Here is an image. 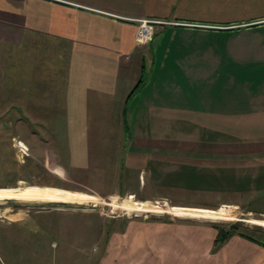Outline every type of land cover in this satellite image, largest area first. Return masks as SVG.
<instances>
[{"label":"rangeland","instance_id":"1","mask_svg":"<svg viewBox=\"0 0 264 264\" xmlns=\"http://www.w3.org/2000/svg\"><path fill=\"white\" fill-rule=\"evenodd\" d=\"M120 1L128 4L137 0ZM146 21L159 23L152 24L150 45L163 22L141 19L138 28ZM162 35H156L154 45L161 41L158 40ZM171 40L165 46L166 49L171 44L165 74L162 79L158 78L160 74L150 78V65H147L142 91L147 93L150 86L180 87L184 93L173 94L167 111L168 119L174 120L167 126L140 127L149 135L146 139L149 142L145 143L132 142L123 127L125 140L113 139L109 144L122 149V157L117 152L115 159L122 162L121 170L134 156L130 150L136 149V165L146 170L142 172L138 168L142 187L139 188L138 175L124 171L120 174L122 179L111 173L105 181L108 188L104 190L88 189L91 184L82 179L83 174L81 179L67 176L54 151L45 152L50 146L46 139L57 128L48 126L47 121L61 116V83L54 81V73H63L65 56L54 44H47L37 36L18 46L0 42V189L15 192L26 188L57 189L60 197L69 196L67 193L91 197L82 203L24 202L16 199L14 193L2 197L0 264H102L117 261L118 256L124 260L129 254L119 255L120 240L115 243L116 254L112 252L116 235L127 230L129 223L156 218H187L218 225L240 223L246 232L257 230L254 236L264 242V226H260L264 225V196L256 198L254 192L253 199L246 195L232 199L231 195L232 190H244L246 186L230 177L236 175L233 171L238 157L250 151V144L244 140L253 127L240 123L215 125L218 117L211 115L216 105L223 113L234 111H225L236 105L233 98L243 110L247 96L237 95L232 85L254 88L261 84L263 65L253 63L248 69L237 64L238 67L230 69L222 63L214 70L212 61L201 62L198 58L221 56L222 47L202 46L195 39L193 42L183 38ZM151 56L154 58V53ZM163 61L164 58L160 59L157 67ZM206 87L219 89V93L207 95L210 103H205L199 94ZM226 89L229 90L220 94ZM50 144L53 146L54 142ZM124 180H128L127 185ZM234 200L240 203L239 210L231 205ZM139 204H143L141 210ZM174 207L220 212L222 219L178 217L169 212L172 208L171 212L175 213ZM12 223L18 224L12 226ZM144 253L143 249L136 251L140 264L151 262L150 255Z\"/></svg>","mask_w":264,"mask_h":264},{"label":"crops","instance_id":"2","mask_svg":"<svg viewBox=\"0 0 264 264\" xmlns=\"http://www.w3.org/2000/svg\"><path fill=\"white\" fill-rule=\"evenodd\" d=\"M141 19L163 22L156 34H163L159 43L154 45L155 35L147 47L135 44ZM33 36L54 44L65 56L63 73H54V81L61 83V116L47 121L48 126L57 128L46 139L50 146L45 152L54 151L67 176L81 179L83 174L82 179L91 184L88 189H107L105 181L111 173L122 179L120 174L124 171L138 175L141 188L139 169L146 170L136 165V149L130 150L134 156L122 171V162L115 160L119 154L122 157V149L109 141L125 140L123 127L127 125L132 142H149L148 133L140 127L169 125L174 120L168 119L167 112L173 94L184 93L180 87L167 85L147 87V93L142 91L147 65L150 78L160 74L158 78L162 79L170 59L171 44L165 49L166 43L170 38L171 42L183 38L187 42L195 39L202 46L222 47L221 56L198 58L201 62L212 61L214 70L222 63L230 69L237 64L249 69L254 63L263 65L264 71V0H137L128 4L120 0H0V42L18 46ZM162 58L164 61L157 67ZM261 77L262 83L254 88L232 85L237 95L247 96L243 110L233 98L236 105L225 111H234L223 113L216 105L211 114L218 117L215 125L240 123L253 127L244 140L250 144V151L238 157L232 170L236 175L230 177L246 186L244 190H232V199L245 195L252 198L254 192L256 198L264 196V74ZM218 90L206 87L199 94L205 103H210L207 95L219 93ZM125 182L127 185L128 180ZM230 203L239 210V202ZM171 209L169 212L178 216ZM128 227L129 231L114 238L112 252H117L118 239L122 244L117 246L119 255H129L124 260L118 256L117 261L112 257L115 261L102 264H140L136 259L140 249L150 255L148 264H264V242L233 235L214 248L217 232L207 222L156 218L129 223Z\"/></svg>","mask_w":264,"mask_h":264},{"label":"bare ground","instance_id":"3","mask_svg":"<svg viewBox=\"0 0 264 264\" xmlns=\"http://www.w3.org/2000/svg\"><path fill=\"white\" fill-rule=\"evenodd\" d=\"M19 191V190H18ZM10 193H14L13 195L16 199L24 201V202H41V201H67L70 203H82L88 199L87 195L85 194H75V193H67L69 196L60 197L58 194L61 193L57 189H39V188H32V189H24L21 192H15L11 189H0V199L4 196H10ZM91 199V197H89ZM138 204V203H137ZM139 210H141L143 204H139ZM147 211V210H146ZM175 213L178 216H190V217H206V218H221L220 212L202 210V209H185V208H175ZM173 213V212H172ZM224 219V218H223ZM264 224V223H262Z\"/></svg>","mask_w":264,"mask_h":264},{"label":"trees","instance_id":"4","mask_svg":"<svg viewBox=\"0 0 264 264\" xmlns=\"http://www.w3.org/2000/svg\"><path fill=\"white\" fill-rule=\"evenodd\" d=\"M125 132L129 133V127L127 125L124 126ZM212 227L216 230L217 235L215 237V240L213 242L214 248L219 247L221 244H223L228 238H230L233 235H240L245 238H249L250 240L257 241L259 243H262L260 240H258L254 236V232L257 231H250L246 232L247 229L243 228V226L240 223H229L225 225H218L216 223L212 224Z\"/></svg>","mask_w":264,"mask_h":264},{"label":"built area","instance_id":"5","mask_svg":"<svg viewBox=\"0 0 264 264\" xmlns=\"http://www.w3.org/2000/svg\"><path fill=\"white\" fill-rule=\"evenodd\" d=\"M158 22L146 21L143 24H140L136 34H135V43L138 47H145L152 40L153 31L152 24H157ZM147 24V25H146ZM159 24V23H158Z\"/></svg>","mask_w":264,"mask_h":264}]
</instances>
